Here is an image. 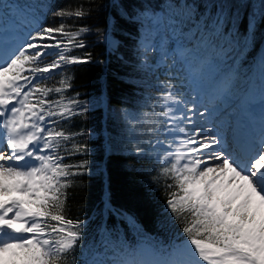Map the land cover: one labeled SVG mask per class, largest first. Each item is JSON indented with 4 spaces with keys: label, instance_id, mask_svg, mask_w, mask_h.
I'll return each mask as SVG.
<instances>
[{
    "label": "snow or ice",
    "instance_id": "6c2138e0",
    "mask_svg": "<svg viewBox=\"0 0 264 264\" xmlns=\"http://www.w3.org/2000/svg\"><path fill=\"white\" fill-rule=\"evenodd\" d=\"M169 6L179 8L189 21L196 18L195 3L181 5L176 0ZM40 7L28 8L21 42L0 61V264H84L80 257L86 222L68 218L64 209L70 178L86 174L89 160L67 164L59 151L64 149L68 156L86 154L88 145L74 142L66 149V142L83 132H66L57 125L85 116L90 107L102 106L103 99L83 101L79 93L65 95L72 87L70 77L62 78L55 88L42 87L40 81L65 65L91 62V53H69L87 47L84 38L92 28L76 24L92 16L93 0L52 11L53 0L49 11L59 20L56 26L37 22ZM112 7L121 19L139 21L143 27L152 23L150 14L143 10L130 14L121 0H112ZM229 20L221 6L211 21V35H222ZM116 24V16H111L99 32L113 53L119 48L112 39ZM261 24L264 0L242 41L241 34L234 33L236 59L254 44ZM142 47L145 52L152 49ZM158 55L156 67L173 57L167 50ZM191 55L188 47L175 53L184 61ZM49 56L56 59L45 63ZM233 63L234 68L218 80L197 69L202 81L212 85L207 99L202 87L178 88L174 78L161 81L162 94L153 101L159 111L153 108L145 114L154 124L147 127L154 143L147 152L135 146L136 155L155 157L159 162L155 179L174 189L168 191L166 205L180 223V234L168 243L141 234L138 242L130 244L114 228L104 227L91 243L93 255L106 257L97 264H264V137L242 152L214 117L218 102L234 87L238 67ZM141 67L153 70L146 62ZM53 92L58 98L48 99ZM102 211L115 210L105 201Z\"/></svg>",
    "mask_w": 264,
    "mask_h": 264
},
{
    "label": "trees",
    "instance_id": "16d2710c",
    "mask_svg": "<svg viewBox=\"0 0 264 264\" xmlns=\"http://www.w3.org/2000/svg\"><path fill=\"white\" fill-rule=\"evenodd\" d=\"M9 1L12 5H5L6 8L11 6L25 15L28 8L40 5L37 12L38 23L48 26H56L59 23L52 15V11L86 2L55 0V7L49 11L53 0ZM136 1L121 0V3L131 14ZM181 1L195 3L198 6L196 16L203 15L205 21L215 19L223 6V15L230 20L225 23L222 34L228 36L231 42L236 32L241 34L242 41L253 15H258L261 3V0ZM4 13L13 14V11L5 9ZM236 13H239L238 17ZM111 16H116L117 20V30L112 33L119 42V48L115 53L108 49L99 36L100 30L107 26L108 18ZM138 22L117 16L112 7V0H93L92 16L76 24V27L88 25L92 28L91 33L86 34L84 38L87 47L73 49L69 53L74 56H83L85 52L91 53V62L65 65L66 75L70 77L72 85L65 95L79 93L78 99L83 101H95L98 97L103 99L102 106L90 107L85 116H77L72 121L57 125L66 132H83V135H77L74 141L66 142V149H70L74 142L88 145L86 154L68 156L64 149L59 151L60 155L66 157L64 163L67 164H76L82 159L89 160L86 174L70 178L71 184L66 189L64 209L68 218L86 222L80 257L84 264H97V261L106 259L103 256H95L90 251L91 243L100 238L104 227L114 228L120 238L130 244L138 242L141 234L151 240L168 243L181 232L180 223L171 217L166 205L168 191L174 189H166L164 186L166 182L163 179L159 181L155 179L159 162L154 156L136 155L135 146L126 142L124 110L137 108L143 94L142 84L138 80L139 74L134 69L136 63L132 60V48L138 36ZM250 46L246 52L248 58L242 59L248 67L256 58L258 47H262L264 57V24L260 25L256 40ZM40 84L48 88L56 86L49 77L40 81ZM55 95L58 94L53 92L48 99H57ZM136 142L147 152L152 139L141 135L136 138ZM105 201L111 204L114 212L102 211Z\"/></svg>",
    "mask_w": 264,
    "mask_h": 264
},
{
    "label": "rangeland",
    "instance_id": "374dc122",
    "mask_svg": "<svg viewBox=\"0 0 264 264\" xmlns=\"http://www.w3.org/2000/svg\"><path fill=\"white\" fill-rule=\"evenodd\" d=\"M175 3L176 2L172 0H137L133 8V12L143 10L146 14H150L152 23L145 24L143 27L141 23L138 22V38L134 42L135 44L132 48V60L136 63L134 69L139 74L138 80L142 84L141 90L143 93L137 108L133 110H124L126 142L132 146H137V137L141 135L150 137L152 135L147 132V127H154V124L149 123L145 119V114H150L153 108L159 111V108L153 104V101L157 100L162 94L161 81L174 78L173 83L178 88L181 85L187 84L193 88L202 87L203 90L204 86L210 88L212 85L206 80L202 81L201 76L197 74V69H199L200 73L205 75L211 74L218 80L220 75L224 73L226 67L231 66V69L234 68L233 62L235 61L238 67L235 68V70L238 72V75L234 82V87L231 92L225 94L220 99L219 103L224 107V111L220 113L218 109H215V118L220 115H228L227 111L235 108V104L241 101H237L238 98H242V95L246 93L250 82L253 81L255 83L254 80L255 76H257V72H260L257 89L264 91V82H260L261 65L263 64L260 47L257 49V60L248 67L247 63L242 62V59L248 58L246 52L251 48L250 45L244 49L243 55L236 59L235 50L232 48L233 45L228 36L223 34L219 36L211 35L213 31L211 21H209V23L206 22L201 14L199 17L196 16L195 19L189 21L183 13L179 12V8H170L169 5H174ZM9 21L10 23L12 22V27L16 25L14 22L16 20H13L12 17H9ZM158 22H161V25L155 28ZM68 23L72 24L70 22ZM205 24H207V28ZM8 25H5V28H7ZM163 26H165V30ZM149 30L154 31L156 34L152 36ZM144 37L151 38H147L149 43H142ZM112 39L117 41L114 37H112ZM164 39H166V45L162 46L161 41ZM208 39H211V41H207ZM142 45L152 49L145 52ZM183 47L190 48L192 52L188 61L181 60L175 56V53ZM198 48L204 50L203 54H201L202 51H198ZM164 50H167V52L172 54L176 59L174 67L172 66L174 58L171 56L167 59L165 65L156 67L159 60L158 53ZM199 58L201 59V64L196 66V61H198ZM54 59H56L55 56L45 57L44 62L50 63ZM205 60L208 62L204 63ZM145 62L151 65L153 70L148 71L142 68L141 64ZM48 77L50 81L56 85L55 87H59V81L67 77L65 66L62 69L54 71ZM243 87V91L240 92ZM256 91L257 90H255V92ZM57 96H59V94L55 95V98H58Z\"/></svg>",
    "mask_w": 264,
    "mask_h": 264
},
{
    "label": "bare ground",
    "instance_id": "6f19581e",
    "mask_svg": "<svg viewBox=\"0 0 264 264\" xmlns=\"http://www.w3.org/2000/svg\"><path fill=\"white\" fill-rule=\"evenodd\" d=\"M162 22H163V21H162ZM159 25H161V22H158V24H157V26H155V28L158 27ZM163 29L165 30V26H163ZM149 32L151 33L152 36H154V34H156V33H155L154 31H152V30H149ZM207 33H209V32H207ZM147 38H148V37H144L143 42H142L143 44H144V43H145V44H146V43H149V42H148V41H149L148 39H151V38H148V39H147ZM3 40H4V39H0V57H2V56H6L7 53H11L12 49L18 44V43L16 44L14 41H13V42H9V41H3ZM18 41H19V40H18ZM19 42H20V41H19ZM161 45H162V46H163V45H166V39H164V40L161 41ZM200 62H201V59L199 58L198 61H196V63H197L196 66H197L198 64H201ZM228 70H231V66L226 67L224 73L227 72ZM193 71H194V69H193ZM224 73H223V74H224ZM223 74H222V75H223ZM222 75H220V77H221ZM220 77H219V78H220ZM219 78H218V79H219ZM206 88H207V87L204 86V90H206ZM211 88H212V87H211ZM211 88H210L209 90H207V92H211ZM205 92H206V91H205ZM204 98L207 99V95L204 94ZM239 100H241V97H239L237 101H239ZM243 103H244V102L240 101V102H237L236 105H241V107H242V104H243ZM236 105H235V106L233 105V106L235 107V109H237V106H236ZM244 107H245V106H244ZM244 107H243V108H244ZM217 108H218L219 110H221V109L224 110V107H223L219 102H218V104H217V106H216V109H217ZM201 110H202V109H201ZM220 113H221V111H220ZM228 113H229V112H228ZM228 115H229V114H228ZM228 115H225V116H228ZM214 117H215V113H214ZM261 119H262L261 116L259 117V119H257V120H258V121H257L258 124H260V122H261V123L264 122V117H263L262 120H261ZM219 126L221 127L222 124H219ZM205 127H207V125H205ZM221 128L225 131L226 128H227V126H224V125H223ZM260 137H264V131H263V133H262V135H261ZM260 137H259V138H260Z\"/></svg>",
    "mask_w": 264,
    "mask_h": 264
}]
</instances>
